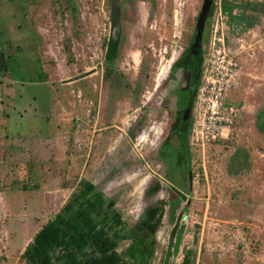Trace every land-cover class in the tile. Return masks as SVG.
<instances>
[{
  "label": "rangeland",
  "instance_id": "rangeland-1",
  "mask_svg": "<svg viewBox=\"0 0 264 264\" xmlns=\"http://www.w3.org/2000/svg\"><path fill=\"white\" fill-rule=\"evenodd\" d=\"M110 1L0 0V264H24L33 234L80 182L119 214L121 235L151 248L147 264L188 253L193 264H264V10L241 9L264 0H229L237 19L222 15L230 44L244 47L225 96L237 116L229 138L202 154L188 145L189 124L177 130L169 118L165 128L175 99L184 102L179 68L161 83L202 0H117L105 60ZM220 1L203 25L202 57Z\"/></svg>",
  "mask_w": 264,
  "mask_h": 264
},
{
  "label": "trees",
  "instance_id": "trees-1",
  "mask_svg": "<svg viewBox=\"0 0 264 264\" xmlns=\"http://www.w3.org/2000/svg\"><path fill=\"white\" fill-rule=\"evenodd\" d=\"M220 6L229 23L237 19L231 15L233 4L229 0H221ZM241 9L260 14L264 5L246 3ZM210 12L211 7L207 17ZM245 21L246 25L251 23V19ZM226 41L230 43L227 36ZM182 57L180 64H171L170 71L183 68L190 73L189 93H185L188 98L183 106L190 112L203 57L201 50L196 56L186 51ZM0 67L8 68L7 58L3 55H0ZM80 183L78 192L33 234L20 254L21 261L24 264H147L151 248L140 237L136 238L138 234L121 235L119 214L103 207L102 194L91 183ZM125 237L133 240L117 252L119 241ZM179 264H193L189 253L183 255Z\"/></svg>",
  "mask_w": 264,
  "mask_h": 264
},
{
  "label": "built area",
  "instance_id": "built-area-1",
  "mask_svg": "<svg viewBox=\"0 0 264 264\" xmlns=\"http://www.w3.org/2000/svg\"><path fill=\"white\" fill-rule=\"evenodd\" d=\"M222 15L219 2L213 12L190 108L188 145L201 154L209 144L229 138L237 112L225 96L239 75V55L244 47L240 40H236V46L227 43Z\"/></svg>",
  "mask_w": 264,
  "mask_h": 264
},
{
  "label": "water",
  "instance_id": "water-1",
  "mask_svg": "<svg viewBox=\"0 0 264 264\" xmlns=\"http://www.w3.org/2000/svg\"><path fill=\"white\" fill-rule=\"evenodd\" d=\"M212 0H202L199 12L197 14V17L195 19V24H194V31L191 35L190 41H189V47H188V51L190 54H192L193 56H196L199 52H200V42H201V36H202V31H203V25L205 22V19L207 17V13L209 11L210 5H211ZM109 14H110V36H109V40L111 43H113L116 40V37L118 35V21H119V7H118V2L117 0H111L110 1V7H109ZM87 75V73L79 76L78 78H73L71 80H68V82L70 81H74L77 80L79 78L85 77ZM188 110H185L183 115H182V120L186 119V115H187ZM178 240H176V242L174 243V250L173 252H175L176 248H177V242Z\"/></svg>",
  "mask_w": 264,
  "mask_h": 264
},
{
  "label": "flooded vegetation",
  "instance_id": "flooded-vegetation-1",
  "mask_svg": "<svg viewBox=\"0 0 264 264\" xmlns=\"http://www.w3.org/2000/svg\"><path fill=\"white\" fill-rule=\"evenodd\" d=\"M118 7H119V5H118ZM146 20L147 19L145 18V20H144L143 23H145ZM109 21H110V18H109ZM109 26H110V24H109ZM109 30H110V27H109ZM193 31H194V27H193ZM193 31H192V33H193ZM191 35L189 37V40L187 42V45L185 46V49L182 50L181 57H179V59L177 61L178 64H180L181 61H183V57L182 56L186 53V51L189 52L188 51V47H189V41H190ZM109 36H110V33L108 32L107 44H106V47L104 49V56H103L105 60H106L107 51H109V49H111V47L114 46L113 44L117 43V40H118V35H117L116 40L113 43H111L110 40H109ZM170 69H171V65L169 67V70H168L167 75H165V77L161 80V83L163 81H165V80H168V78H170L173 75V73L178 68L175 69L172 73H171ZM179 72H180V81H179V84L177 86V89H179L180 94L183 95L184 102L182 104L180 103V100H181L182 97H180V99H175L174 105L177 108V112L175 114H173L172 117H168V119H166V121H168V123L165 124V126H166L165 128H167L170 125V120L173 119L174 122H175V128L177 130H179L180 128H182L183 125L189 124V121H190V112H189V110L187 112L186 119L185 120H182V115H183L184 111L187 110V108L186 107H183V106H184V104H186V101H187V98H188V96H186V94L188 95V93H189L190 73L187 72V71H184L183 68H179ZM92 73H93V70H90L87 75L92 74ZM161 83H158L157 84V86L155 87V90H157V88H159L161 86ZM149 100H151V98ZM178 100H179V103H177ZM160 105H161V103L159 104V106ZM169 118H171V119H169ZM173 195H174V200L178 198V196L176 194H173ZM152 209L155 210L154 208H152Z\"/></svg>",
  "mask_w": 264,
  "mask_h": 264
},
{
  "label": "crops",
  "instance_id": "crops-1",
  "mask_svg": "<svg viewBox=\"0 0 264 264\" xmlns=\"http://www.w3.org/2000/svg\"><path fill=\"white\" fill-rule=\"evenodd\" d=\"M240 63V62H239ZM240 70H241V68H240ZM239 78H240V72H239V75H238V77H237V79H236V82H235V84L227 91V93L228 92H230L231 90H233V89H235L236 88V86L238 85V83H239ZM232 103V102H231ZM236 116H237V112H236ZM236 118V117H235ZM235 120V119H234Z\"/></svg>",
  "mask_w": 264,
  "mask_h": 264
}]
</instances>
